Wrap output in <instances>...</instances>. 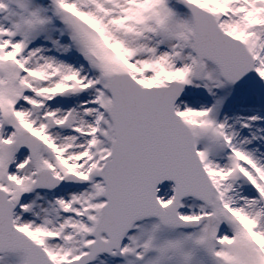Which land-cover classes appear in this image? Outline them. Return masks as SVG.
I'll list each match as a JSON object with an SVG mask.
<instances>
[{"label":"snow or ice","instance_id":"1","mask_svg":"<svg viewBox=\"0 0 264 264\" xmlns=\"http://www.w3.org/2000/svg\"><path fill=\"white\" fill-rule=\"evenodd\" d=\"M0 264H264V0H0Z\"/></svg>","mask_w":264,"mask_h":264}]
</instances>
